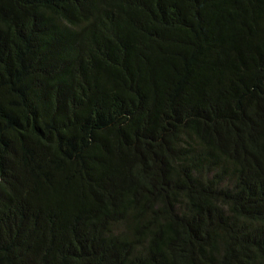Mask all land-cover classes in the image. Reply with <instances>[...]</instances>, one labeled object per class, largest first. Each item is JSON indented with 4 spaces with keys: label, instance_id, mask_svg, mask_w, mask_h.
Returning a JSON list of instances; mask_svg holds the SVG:
<instances>
[{
    "label": "trees",
    "instance_id": "16d2710c",
    "mask_svg": "<svg viewBox=\"0 0 264 264\" xmlns=\"http://www.w3.org/2000/svg\"><path fill=\"white\" fill-rule=\"evenodd\" d=\"M0 264H264V0H0Z\"/></svg>",
    "mask_w": 264,
    "mask_h": 264
}]
</instances>
